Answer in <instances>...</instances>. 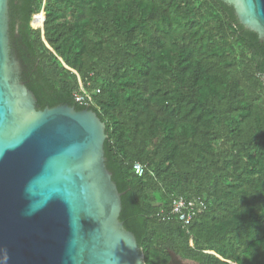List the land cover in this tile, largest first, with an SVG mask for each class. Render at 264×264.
<instances>
[{"label": "trees", "instance_id": "obj_1", "mask_svg": "<svg viewBox=\"0 0 264 264\" xmlns=\"http://www.w3.org/2000/svg\"><path fill=\"white\" fill-rule=\"evenodd\" d=\"M9 6L11 47L38 109L68 104L105 123L120 220L145 264H168L170 251L198 264H264V42L234 8L222 0ZM32 18L34 26L45 18L43 28ZM81 84L93 101L76 100ZM177 196L206 203L187 226L169 215Z\"/></svg>", "mask_w": 264, "mask_h": 264}, {"label": "water", "instance_id": "obj_2", "mask_svg": "<svg viewBox=\"0 0 264 264\" xmlns=\"http://www.w3.org/2000/svg\"><path fill=\"white\" fill-rule=\"evenodd\" d=\"M222 1L264 42V0ZM9 10L0 0V264H145L120 220L105 123L68 104L38 109L11 47ZM169 255L168 264H198Z\"/></svg>", "mask_w": 264, "mask_h": 264}, {"label": "built area", "instance_id": "obj_3", "mask_svg": "<svg viewBox=\"0 0 264 264\" xmlns=\"http://www.w3.org/2000/svg\"><path fill=\"white\" fill-rule=\"evenodd\" d=\"M44 12V11H43ZM35 16V15H34ZM45 18L43 20V24L41 26H34V28H43ZM81 92V93H80ZM76 93V100L80 103H87L91 101L90 97L87 94V91L81 84V91ZM134 171L137 175L142 176L145 173L146 167L142 163H135ZM206 208V203L200 199H186L183 196L173 197L170 204V213L169 215L175 216L178 220L184 225L187 226L190 222H192L201 212H203Z\"/></svg>", "mask_w": 264, "mask_h": 264}, {"label": "rangeland", "instance_id": "obj_4", "mask_svg": "<svg viewBox=\"0 0 264 264\" xmlns=\"http://www.w3.org/2000/svg\"><path fill=\"white\" fill-rule=\"evenodd\" d=\"M43 11V9L41 10V12ZM34 18V17H33ZM33 18H32V25H33ZM34 27V25H33ZM88 96L90 97L91 101H93V90L92 91H87Z\"/></svg>", "mask_w": 264, "mask_h": 264}, {"label": "bare ground", "instance_id": "obj_5", "mask_svg": "<svg viewBox=\"0 0 264 264\" xmlns=\"http://www.w3.org/2000/svg\"><path fill=\"white\" fill-rule=\"evenodd\" d=\"M186 262H177L175 264H185Z\"/></svg>", "mask_w": 264, "mask_h": 264}]
</instances>
